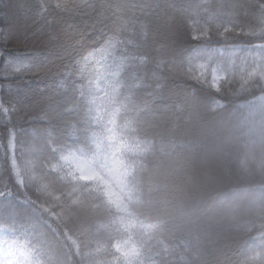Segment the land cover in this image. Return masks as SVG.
<instances>
[{"label":"snow or ice","instance_id":"obj_1","mask_svg":"<svg viewBox=\"0 0 264 264\" xmlns=\"http://www.w3.org/2000/svg\"><path fill=\"white\" fill-rule=\"evenodd\" d=\"M10 7L0 0V12ZM16 8L23 22L0 17V264H163L136 235L157 227L147 115L182 108L196 86L219 96L241 69L264 76V0H18ZM241 37L253 41L243 55ZM9 47L35 55L11 56ZM175 80L189 87L159 104ZM249 249L231 264L264 259V248Z\"/></svg>","mask_w":264,"mask_h":264},{"label":"trees","instance_id":"obj_2","mask_svg":"<svg viewBox=\"0 0 264 264\" xmlns=\"http://www.w3.org/2000/svg\"><path fill=\"white\" fill-rule=\"evenodd\" d=\"M17 2L10 0L11 7L0 12V17L13 23L23 22L16 8ZM161 2L186 5L194 0ZM252 42L247 37L236 41L241 55ZM178 46L186 50L189 41L182 39ZM6 51L11 56L35 55L24 48L9 47ZM24 79L31 81L28 87L38 83L32 77ZM188 87L187 82L173 81L158 103H176ZM196 87L195 96L182 108L161 109L147 115L144 130L152 144L147 153V178L152 187L150 211L157 227L138 231L136 235L146 246V254L163 260V264H185L186 261L191 264H231L251 250L250 244L256 249L264 248L261 239L264 227L260 226L264 217V179L261 178L264 173V76L251 67L241 69L240 74L224 84L219 96ZM137 103L144 107L140 94ZM205 157L218 173L223 174L224 180L203 192V205L195 208L191 193L172 189L179 184L173 178L174 171L194 169ZM19 159L23 165L26 157ZM208 206L221 209L225 216L237 218L232 228H225L235 240L228 254L216 256L211 252L213 248H221L223 242L215 238V226L206 211ZM3 211L0 205V213ZM248 223L254 225L255 231L248 232L244 226Z\"/></svg>","mask_w":264,"mask_h":264},{"label":"rangeland","instance_id":"obj_3","mask_svg":"<svg viewBox=\"0 0 264 264\" xmlns=\"http://www.w3.org/2000/svg\"><path fill=\"white\" fill-rule=\"evenodd\" d=\"M197 165L198 166L194 169L187 168L184 171H174L175 176L173 178L176 182H179V184L172 188L176 192L191 193L195 198V208L198 205H203V192L213 186L222 184V180H224L223 176L216 171L214 165H211V161L207 157L199 161ZM236 174L237 173H233V175ZM180 178L185 180L180 181ZM206 211L210 215L213 226H215V238L223 242L221 248H213L211 252L216 256L230 253L235 240L233 236L225 232V227L219 222L221 217L226 214H223L221 209L215 210L210 206L207 207Z\"/></svg>","mask_w":264,"mask_h":264},{"label":"clouds","instance_id":"obj_4","mask_svg":"<svg viewBox=\"0 0 264 264\" xmlns=\"http://www.w3.org/2000/svg\"><path fill=\"white\" fill-rule=\"evenodd\" d=\"M262 154H264V149H262ZM223 176V174H221ZM261 178L264 179V173H262ZM226 179V178H225ZM236 217L233 216H223L220 219V223L225 227V228H232L235 223H236ZM260 226L264 227V217L261 218ZM259 264H264V259H261L259 261Z\"/></svg>","mask_w":264,"mask_h":264}]
</instances>
